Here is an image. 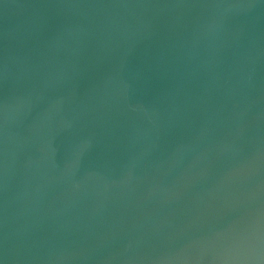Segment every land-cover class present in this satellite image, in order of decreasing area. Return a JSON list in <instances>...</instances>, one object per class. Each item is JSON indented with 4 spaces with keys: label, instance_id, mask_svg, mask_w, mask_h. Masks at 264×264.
I'll list each match as a JSON object with an SVG mask.
<instances>
[{
    "label": "water",
    "instance_id": "water-1",
    "mask_svg": "<svg viewBox=\"0 0 264 264\" xmlns=\"http://www.w3.org/2000/svg\"><path fill=\"white\" fill-rule=\"evenodd\" d=\"M3 264H264V0H0Z\"/></svg>",
    "mask_w": 264,
    "mask_h": 264
},
{
    "label": "snow or ice",
    "instance_id": "snow-or-ice-1",
    "mask_svg": "<svg viewBox=\"0 0 264 264\" xmlns=\"http://www.w3.org/2000/svg\"><path fill=\"white\" fill-rule=\"evenodd\" d=\"M0 264H3V260H0Z\"/></svg>",
    "mask_w": 264,
    "mask_h": 264
}]
</instances>
